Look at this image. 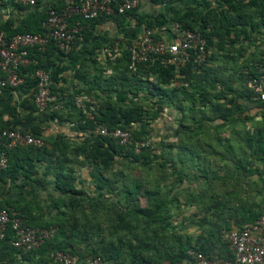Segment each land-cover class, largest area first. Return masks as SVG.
Listing matches in <instances>:
<instances>
[{"label": "rangeland", "instance_id": "1", "mask_svg": "<svg viewBox=\"0 0 264 264\" xmlns=\"http://www.w3.org/2000/svg\"><path fill=\"white\" fill-rule=\"evenodd\" d=\"M181 1L178 0L181 3L178 5V15L187 8H192L200 15L206 3L215 4V0ZM253 10L245 13L250 15L252 21H257L256 10ZM167 17H170L169 13ZM242 29V26L233 28L227 38L213 39L207 50L208 60L205 66L199 72L191 74L186 81L175 77L170 85H158L168 92L164 98L151 89V85L155 84L151 76L140 77L139 84L134 81L136 85L133 88L127 83L120 88L118 76L120 78L122 75L130 81L138 79L139 74L123 69V61L118 58L116 50V46L122 41L116 38L105 39L101 45V49L105 50L104 56H97L96 62L85 63L79 69V74H95L99 80L105 81L98 82L103 88L101 94L85 93L86 87L73 75L74 68L66 63L59 64L60 68L55 73L50 72L53 88L51 101L48 103L50 105L46 110L37 112L36 120H43L44 115L47 116L46 120H67L61 123L51 122L50 125L73 132L72 138L58 141L56 151L65 152L64 169L70 172L77 192L74 199L76 204L72 208L62 199L64 206L60 204L58 207L64 213L62 220L61 216L54 217L56 215L51 201L55 194L51 185L39 189L42 193L39 197V221L41 220L42 227L51 232L50 241L54 240L53 243L59 244L67 242L72 250L82 249L89 253H92L91 249L99 252L100 246L112 244L120 250L118 264H129L130 254L134 252L138 240L145 239V232L149 231V225L143 218L153 212L152 196L146 198L144 191L154 192L157 200L165 196L166 200L171 201L167 206L168 212L161 211L166 214L165 222L157 223L154 228L158 236V240L154 241L160 245L169 242L172 235L185 236V231L191 239L192 229H195L194 225L199 221L210 225L213 223L211 217L217 214L219 218L227 215L230 205L225 198L229 195L228 189L234 187L233 184L229 186L230 180L236 179L235 176L242 173L244 167L251 169L260 159H264L263 152L259 150L264 136L261 131L262 120L256 121L259 115L253 103L248 102L244 96L237 95L243 88L238 79L239 73L264 54V27L252 31L247 38L244 37L247 26L244 31ZM83 42L85 41L82 39L80 43ZM51 57L45 55L43 59V65L48 68L50 66L47 62ZM109 78L113 80L106 83ZM32 87L33 85L23 96L27 102L23 104V108L26 109L20 107L22 98L18 99L13 94L15 101L6 108L0 107V120H9L10 107L18 115L29 110ZM203 89H206L203 97L208 101L204 104L198 96ZM120 92L123 94L117 98L115 95ZM183 92L191 94V97H185ZM5 97L3 94L0 101ZM107 99L117 105H126L131 100L139 108V122L128 125L126 129L134 132V139L145 145L139 149L125 148L121 151V156L113 157L106 169L99 168L106 181L98 189L90 162L81 156L74 157L70 150H74L76 146H89V136H93L94 129L81 132L83 122L80 121V116H89V112L96 111ZM212 99L223 105L225 99L234 100L233 104L224 105L229 111L224 119L226 121L207 119L211 116L206 106ZM191 101L195 107L189 111L187 108ZM46 126L49 124L43 127L45 132ZM53 135L41 136L43 143L39 151L49 150ZM64 145H67L66 150ZM254 153L257 156L255 159L252 156ZM46 166L44 159L39 161L37 172L40 183H44V180L51 182L49 174L44 170ZM199 172H204V179L198 178ZM133 183L140 185L141 192L134 201L128 196L124 197ZM185 199L188 206L184 203ZM130 209L135 211L132 216L127 215ZM147 211L149 212L146 213ZM117 215H125L129 223L128 229H118ZM181 217L187 220L181 221ZM180 226H186V230H180ZM228 229L230 228H220L216 239L222 240L223 233ZM103 260V264H116L105 257ZM0 264L49 263L45 255L16 252L3 242L0 244Z\"/></svg>", "mask_w": 264, "mask_h": 264}, {"label": "trees", "instance_id": "2", "mask_svg": "<svg viewBox=\"0 0 264 264\" xmlns=\"http://www.w3.org/2000/svg\"><path fill=\"white\" fill-rule=\"evenodd\" d=\"M154 4H168L169 6V13H173V2L176 0H150ZM20 6V5H19ZM37 5L34 7H31L32 10L36 9ZM29 8V7H27ZM136 8H133L129 11L124 12L123 14H116V15H100L95 19L92 20H83L80 17H73L68 22L69 25L77 23L80 27V35L82 36V39L84 41H88L91 37L92 33L90 29L94 26L95 23H98L100 21L109 20L112 19L116 21V23L119 25L125 18L132 19L137 25H142L145 30H150L153 24V21H156L157 18L160 16V14H157L155 16H147V15H139L136 13ZM55 10H58V8H53ZM255 9L256 16L258 18L257 21H252L250 19V15L245 13V11H251L253 12ZM31 11V10H29ZM30 14H33L32 12H29ZM45 13L46 10L41 12L39 14V22L36 28H24V29H14L10 31L8 29V23L5 22L2 25H0V30H2L6 36H10L13 33L18 32H39L41 30L40 24L45 19ZM35 15V14H33ZM32 15V16H33ZM165 25L164 27L167 29L170 23L176 22L178 23L182 28L192 31H197L200 33L202 38L205 40V49L208 50V47L211 46L213 39H222L223 37L227 38L231 32V30L237 29L238 27L241 28L242 31H244L245 27L247 26L246 33L244 34V37H248V35L256 30L259 27H264V0H215L214 5H210L209 3H206V6H204L202 14H197L194 12L192 8H187L182 14L180 15H174L172 14L167 19L164 18ZM153 38H157L158 36L153 35ZM105 40H102V38H97L95 41L92 42V44L89 46L87 50H80L78 51L76 49L78 42L75 41L72 45L70 51L67 54H63L59 52L52 44H49L46 48L45 52L43 54L40 53H33L29 52V55L34 57V59L37 61L38 66H43V59L45 55L52 56L50 60H48V65L51 66L55 62H63L66 63L68 66H71L74 68L73 75H75L76 78L81 82V85L86 87L85 93H94L97 92L98 94H101L103 92V88L101 87L99 80L95 74H91V76L87 74H79V69L83 67L85 63L90 62H96V58L99 55L104 56V49H101V45ZM230 43H232L231 40H228ZM120 46V44H118ZM264 56V54H263ZM120 60L123 61V69L126 71H131L127 68V56L126 53L123 51L121 52L120 56L118 57ZM208 60V51L207 56L205 59V62L202 64L196 66L193 65L191 62H187L184 66L179 68H174L173 66H162L158 60H153L152 62L147 63H141L136 65L135 69L133 70V74H139L138 79H131L130 81L124 78V76H118L119 82H121L120 88H123L124 83L128 84L131 88H133L137 82V85L140 82V77H146L149 76L153 77L155 80V84L151 85V89L156 95H161L162 98L165 97L166 93H168L164 88H161L160 86H167L170 85L174 80L175 77H178L181 81H186L188 77L191 74L199 72V69H201L203 66H205L206 62ZM260 62V58L257 59L254 63ZM253 63V64H254ZM252 65V64H251ZM251 65L245 66L244 70L239 73L238 79L242 83V91L241 93H238V97H243L247 99L248 102L253 103L250 100V96L248 91L245 88V81L247 78V75L251 72ZM33 68H30L28 70V74H31ZM135 76V75H134ZM113 79L109 78L106 83L111 82ZM135 81V82H134ZM211 82V81H207ZM160 85V86H158ZM213 84H211L212 86ZM20 87V86H19ZM18 88V87H17ZM51 84L49 86L50 94L52 92ZM16 90V88H15ZM171 92H174L175 90H170ZM10 90L6 89L3 90L1 96L3 94L8 95ZM200 93H198L199 100L202 104L208 102L203 95L206 92V89L200 90ZM123 94V92H120L119 94H116L117 98H120V95ZM185 97H191V94L184 93ZM0 96V97H1ZM225 104H233L234 100L232 99H225ZM25 102V99H23L20 102V107L23 108V104ZM22 105V106H21ZM50 104H47V106ZM223 104H218L217 100L212 99V101L207 104V111L210 114L209 121L220 119L222 121L227 117V114L229 113L228 109ZM255 107V103H253ZM47 106L44 110H46ZM194 106V103H192L187 108L189 111H192ZM29 110H25V113L17 114L14 111L13 107L8 108V114H9V120H22V122H16L20 123L21 128L17 129L21 132H27L33 137H37L41 139V132L43 130L44 125L47 122H66L63 120H46V117L44 115L43 120H36V114L37 110L34 108L32 102L31 105L28 107ZM201 109V107H199ZM43 110V111H44ZM27 111V112H26ZM141 116L139 108H137L135 105H133L132 101L126 102V105L119 104L117 105L115 102H112L111 100L107 99L105 100L102 105H99L98 108H96V111L89 112V116H80V121L83 122L82 126L80 127V131L85 133V131H88L90 129H94L93 136H89L90 144L88 147L85 146H76L74 150H70L74 157L81 156L83 159L88 160L90 162L92 169V173L94 176V179L96 180V187L100 189V185H104L103 183L106 181L102 174L99 172V168L106 169L110 163V161L113 159V157L121 156L122 150L125 148L133 149V146L130 145H119L117 141L110 136H101L96 133V130L98 128H104L108 132L114 130L115 128L120 129H126V127L130 124L138 123L139 117ZM1 119V117H0ZM262 120V126L261 131L264 135V120ZM67 123L70 124V121ZM80 123V122H79ZM4 129L0 126V130ZM10 130H15V128H9ZM132 141H136L133 137L134 132H130ZM60 139H64V136L60 134H56L50 141L49 144V150H40V147H33V146H24V147H15L13 149H10L5 152V156L7 159V165L5 169L0 170V208L6 209L9 213H14L16 216H18L20 219H22L26 225L32 228H38V229H46L42 227L41 220L39 222L35 221V218L26 217V213L28 212L26 210V205L22 208H19V200H13L9 201L3 198V192H4V185L9 181H15L18 178H21L23 181L21 182V187H28L31 186L36 188H46L48 185H51L53 194V199L51 201L52 208L55 210L54 217L61 216V219L64 216L63 212H60L58 210L59 205L64 206V202L67 203V205L72 208L76 201L75 195L76 190L73 187V178L68 170L64 169V165L66 163L65 158V152L63 150L56 151V148H58V141ZM42 141V139H41ZM259 141V140H257ZM43 143V141H42ZM42 146V145H41ZM31 148H34V150H31ZM67 145H64V149L66 150ZM64 150V151H65ZM259 150L263 152V158H264V136H263V144L261 147H259ZM56 152L57 155H56ZM252 156L257 158V156L252 154ZM39 157H41L40 160L44 159V162L46 163V167L44 168L45 173L49 174L51 182L49 183L48 180H44V183L39 182ZM38 171V172H37ZM49 171V172H48ZM44 173V174H45ZM200 173V172H199ZM206 173V172H205ZM204 172H201L198 178L204 179ZM31 189V188H30ZM140 192V185L138 183H133L130 190L124 193V197L128 196L133 201L136 199V197L139 195ZM143 194L147 198L148 196H152L151 199H153V215L151 216L149 213L148 215L151 216L150 218L144 217V222L149 225V231L145 232V239L138 240V245H136V248L134 252L130 254V261L129 264H163L164 262H170V263H179L186 257V251L188 249H194L196 251H199L205 255H207L200 247L196 246V244L191 243V239L188 236H171L172 239L169 242H163L160 244L155 243V239L158 240L157 233L154 231L155 225L162 224V222H165L166 214L164 215L161 213L168 212L167 206L171 203L170 200H166L165 196L162 197L160 200H157L154 196V192H147L144 191ZM157 196V195H156ZM64 199V202L62 201ZM206 201V200H205ZM216 204V203H213ZM29 210V208H28ZM217 211H220L218 209ZM147 211L146 213H148ZM30 211L27 213L28 216H31ZM135 214V211L133 209H130L127 215ZM261 214H255L253 219H255L257 216ZM132 216V215H131ZM134 216V215H133ZM56 219V218H55ZM168 219V218H167ZM252 219V220H253ZM63 220V219H62ZM251 220V221H252ZM116 226L119 230L124 231L128 229L129 223L126 221L125 215H117L116 216ZM250 221V222H251ZM47 230V229H46ZM230 230V229H228ZM226 230V231H228ZM151 235V236H150ZM9 236L8 232L5 235V239H7ZM150 236L149 238H147ZM52 237V235H51ZM51 237H49L47 240H45L38 249L34 251L29 252H22V253H28L31 254H38L39 255H45L46 260L49 264H52L51 261L48 258V254L53 251H62V252H68L72 255H76L78 258H81V256H98L100 259L103 260V257L107 258V260H112L114 263L118 264L117 260L120 257V250L116 247H114L112 244H106L102 245L99 248V252H95V249H91L92 253L87 252L86 250H72L71 246L66 242L63 244H59L57 242L53 243V241L49 240ZM147 238V239H146ZM223 242V240H221ZM3 242H0V244ZM6 243V242H5ZM8 246V245H7ZM9 247V246H8ZM11 250H14L13 248L9 247ZM16 252H21L14 250ZM209 256V255H207ZM212 257V256H209ZM40 261V260H39Z\"/></svg>", "mask_w": 264, "mask_h": 264}, {"label": "built area", "instance_id": "3", "mask_svg": "<svg viewBox=\"0 0 264 264\" xmlns=\"http://www.w3.org/2000/svg\"><path fill=\"white\" fill-rule=\"evenodd\" d=\"M16 5L34 7L39 0H4ZM138 0H61L58 10L46 9L45 19L41 22L39 32H18L10 36L0 30V96L3 90L13 91L23 83V77L30 74L32 78L31 102L37 112H42L51 101L49 86L50 76L47 69L38 66L29 52L43 54L49 44L59 52L67 54L75 41L80 43L81 27L75 23L69 25L73 17L92 20L100 15L123 14L135 8ZM163 36L153 38L149 30H145L134 41H123L116 46L117 55L125 52L127 68L134 70L136 65L158 60L162 66L179 68L187 62L200 65L205 62L207 51L205 40L199 32L182 28L178 23H170L164 27ZM245 88L250 100L255 103L258 119L264 120V56L260 62L251 65V72L247 75ZM255 119V118H254ZM96 133L110 136L119 145H132L139 149L145 144L142 141H132L128 129L115 128L108 132L98 128ZM41 139L33 137L27 132L17 129L0 130V170L5 169L7 159L5 152L15 147H40ZM8 232L9 236L5 239ZM51 232L46 229L32 228L6 209L0 208V242L14 250L29 252L38 247L50 237ZM222 240L226 245L225 258L209 257L194 249L186 251V257L179 263L164 262L163 264H262L264 261V214L257 216L251 222L239 228L225 231ZM52 264H103L98 256H81L78 258L68 252L53 251L48 254Z\"/></svg>", "mask_w": 264, "mask_h": 264}, {"label": "crops", "instance_id": "4", "mask_svg": "<svg viewBox=\"0 0 264 264\" xmlns=\"http://www.w3.org/2000/svg\"><path fill=\"white\" fill-rule=\"evenodd\" d=\"M139 3L136 8V13L139 15H147V16H155L160 14L156 21H153L152 27L149 30L153 35L158 37L163 36L166 31L164 29V18H168L167 15L169 13L168 4H154L150 0H138ZM181 1V0H180ZM188 0H182L181 2H185ZM193 2V0H189ZM187 3V2H186ZM178 0L173 2V13H169L178 15ZM61 6V0H39L36 9L32 10L31 8H27L25 6H19L11 2H6L4 0H0V25L7 22L8 29L10 31L14 29H24V28H36L39 22V14L48 8H59ZM31 10V11H29ZM32 12L33 14H30ZM33 15V16H32ZM92 35L88 41L83 43H78L76 49L87 50L89 46L95 41L97 38H102V40L109 38H116L120 41H134L144 33L145 29L142 25H137L132 19L125 18L119 25L116 21L112 19H107L104 21H100L95 23L94 26L90 29ZM63 62H55L49 68L44 65L49 73L56 72L60 65ZM32 78L30 74H26L23 77V83L20 87L14 89L9 92L6 97L0 101V107H7L11 102L15 101L12 98L13 94H16L18 99L22 98L27 94L32 86ZM11 97V98H10ZM20 101V102H21ZM2 119V118H1ZM7 119V117H5ZM259 121V120H256ZM22 120H0V126L4 129L21 128L20 123ZM51 122H47L49 126H46V132L44 129L41 132V136L60 134L64 136L65 139L72 138L73 132L70 129L65 128H57L56 126L50 125ZM45 124V125H46ZM245 162V161H244ZM245 170H242V173H238L234 180H230L229 186L234 185L233 188L228 189L229 195L225 198L228 201L230 208L226 212L227 215L218 217L219 214L215 215L212 218V224L206 225L198 222V224L194 225L195 229H192L190 236L191 243L196 244V246L200 247L207 255L218 258H225L227 255V249L224 242H222L217 236V231L219 232L220 228L229 227L230 229L239 228L242 225L250 222L255 214H264V159L259 160L256 165L249 169L244 167ZM247 169V170H246ZM241 177V179H240ZM23 180L18 178L15 181H9L4 185L3 198L9 201L19 200V208H22L26 205V210L30 215L28 216V212L26 213V217L35 218L36 222H39V197H41V192H39V188L28 185L26 187H21V182ZM2 197H0L1 200ZM199 201V199H198ZM186 206H188V202L186 199L184 200ZM251 203V204H249ZM249 204V205H248ZM29 208V210H28ZM197 211V210H196ZM186 217V216H184ZM181 221H186L187 218H180ZM198 220V219H197ZM196 221V220H195ZM185 225H187L185 223ZM186 230V226H180V230ZM182 233V232H181ZM189 234L185 231V236ZM264 264V261L263 263Z\"/></svg>", "mask_w": 264, "mask_h": 264}]
</instances>
